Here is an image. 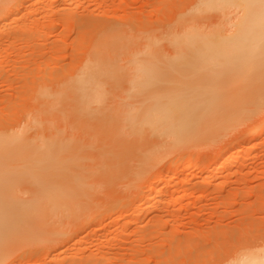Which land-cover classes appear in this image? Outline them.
I'll return each instance as SVG.
<instances>
[{"label": "rangeland", "instance_id": "obj_1", "mask_svg": "<svg viewBox=\"0 0 264 264\" xmlns=\"http://www.w3.org/2000/svg\"><path fill=\"white\" fill-rule=\"evenodd\" d=\"M35 1L0 0V264H229L264 249V131L249 141L264 53L204 58L235 33L236 0ZM237 145L214 177L188 172Z\"/></svg>", "mask_w": 264, "mask_h": 264}, {"label": "bare ground", "instance_id": "obj_2", "mask_svg": "<svg viewBox=\"0 0 264 264\" xmlns=\"http://www.w3.org/2000/svg\"><path fill=\"white\" fill-rule=\"evenodd\" d=\"M256 1L257 0H236V3L239 5L240 9L243 12V16L240 19V22L236 25L235 33L230 37H222L220 39H217L216 42L212 41L211 44H215L216 46L221 47L220 52H218L219 50L216 52L215 51L212 52L211 50H209L204 53V58L207 57L208 59H211L215 57L225 56V54H223V51L221 50L225 46L231 47L233 50L231 60L239 59L240 53L242 52L247 54L246 57L250 56L249 59L254 58L255 54L259 50V48H256V47H260V52L264 53V10L261 13L254 14L250 17L252 6L254 3H256ZM37 3H38V0L34 2V5H36ZM17 12H18V8L15 7L11 11L10 16L15 17ZM8 19L9 17L3 19L0 22V24L6 23ZM185 24H187L186 21H184V23H181V26ZM204 44L207 45L208 42H205ZM103 47H106L104 43H102L100 48L103 49ZM263 131H264V125L260 126L256 131H254L250 135L249 141L255 145V141L257 137ZM236 147L237 149L235 148L236 151L234 152L233 155L229 154V151H230L229 146L223 148L220 151L215 164L211 165L207 169L201 170L196 163L190 162L187 166V170L190 173H195L197 177L199 176L200 178H203V179L212 178L216 174H218L225 166L227 165L229 166V164H227L229 160H232V161L234 160L236 162L241 158L243 148H241L239 145H237ZM178 172L179 170L176 171V174H178ZM161 197H162V190L157 189L156 190V203L160 201ZM136 218L139 219L140 215H137ZM118 219L121 220L122 215H119ZM229 264H264V249H262L261 251L260 250L259 251H248L244 255L238 256L233 262Z\"/></svg>", "mask_w": 264, "mask_h": 264}]
</instances>
